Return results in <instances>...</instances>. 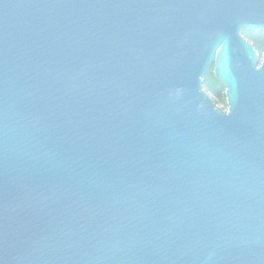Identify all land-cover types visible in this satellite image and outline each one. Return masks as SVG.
<instances>
[{"label":"water","instance_id":"water-1","mask_svg":"<svg viewBox=\"0 0 264 264\" xmlns=\"http://www.w3.org/2000/svg\"><path fill=\"white\" fill-rule=\"evenodd\" d=\"M244 31L264 0H0V264H264Z\"/></svg>","mask_w":264,"mask_h":264},{"label":"trees","instance_id":"trees-1","mask_svg":"<svg viewBox=\"0 0 264 264\" xmlns=\"http://www.w3.org/2000/svg\"><path fill=\"white\" fill-rule=\"evenodd\" d=\"M243 35L253 45V47L256 49L259 56L261 57L264 54V32L244 31ZM204 87L212 95L214 99L216 98L218 101H220L223 98H225L224 88L215 79L212 68L209 70V72L204 78Z\"/></svg>","mask_w":264,"mask_h":264},{"label":"rangeland","instance_id":"rangeland-1","mask_svg":"<svg viewBox=\"0 0 264 264\" xmlns=\"http://www.w3.org/2000/svg\"><path fill=\"white\" fill-rule=\"evenodd\" d=\"M214 100H215V102L218 101L216 98ZM217 104L220 105V107L225 109L226 108V100H225V98H223L222 100L218 101Z\"/></svg>","mask_w":264,"mask_h":264}]
</instances>
